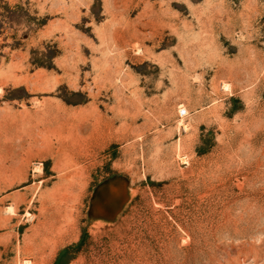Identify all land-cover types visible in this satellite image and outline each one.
<instances>
[{"label": "rangeland", "instance_id": "rangeland-1", "mask_svg": "<svg viewBox=\"0 0 264 264\" xmlns=\"http://www.w3.org/2000/svg\"><path fill=\"white\" fill-rule=\"evenodd\" d=\"M0 264H264V0H0Z\"/></svg>", "mask_w": 264, "mask_h": 264}, {"label": "bare ground", "instance_id": "bare-ground-1", "mask_svg": "<svg viewBox=\"0 0 264 264\" xmlns=\"http://www.w3.org/2000/svg\"><path fill=\"white\" fill-rule=\"evenodd\" d=\"M52 125V124H51ZM180 159V161H183L184 160V158H179ZM34 169V171L36 170V168L34 167L33 168ZM40 169V168H39Z\"/></svg>", "mask_w": 264, "mask_h": 264}]
</instances>
